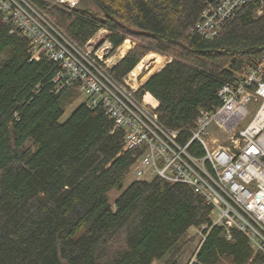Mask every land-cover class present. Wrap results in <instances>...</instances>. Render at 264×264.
<instances>
[{"label": "trees", "instance_id": "16d2710c", "mask_svg": "<svg viewBox=\"0 0 264 264\" xmlns=\"http://www.w3.org/2000/svg\"><path fill=\"white\" fill-rule=\"evenodd\" d=\"M90 1L97 13L55 7L48 16L80 47L102 28L115 49L137 42L110 70L119 82L150 53L170 58L137 96L158 101L161 124L183 145L200 113L222 104L223 87L264 55V15L250 6L206 39L192 31L206 0ZM12 30L0 14V264H181L188 232L211 226L213 208L188 185L159 177L126 187L142 153L123 152L125 132L103 107L84 102L62 123L77 85L58 90L59 65L31 60L29 40ZM199 144L188 150L202 157ZM113 190L121 192L114 208ZM205 234L190 264H264L243 233L227 240L216 226Z\"/></svg>", "mask_w": 264, "mask_h": 264}, {"label": "built area", "instance_id": "2783aa9c", "mask_svg": "<svg viewBox=\"0 0 264 264\" xmlns=\"http://www.w3.org/2000/svg\"><path fill=\"white\" fill-rule=\"evenodd\" d=\"M39 1L46 9L37 0H0V14L12 24L11 33L21 32L29 40L31 60L46 59L59 65L54 79L58 90L77 85L90 108L103 107L114 130L125 132L123 152L142 153L133 167L136 180L159 177L188 185L213 208L211 228L222 227L228 240L233 230L243 233L252 250L264 255V55L223 87L219 93L222 104L198 117L191 138L183 145L179 131L161 124L158 101L153 97L148 101L149 93L138 98L139 88L134 84L139 75L133 79L129 75L123 82L111 75L110 70L122 59L121 48L115 49L108 29H100L80 47L49 18L50 9L73 11L82 0ZM245 6L264 14V0H206L201 20L192 31L214 39ZM250 101L258 106L257 111L234 134L250 115ZM213 127L233 134L227 146L210 145ZM195 141L204 148V156L189 152Z\"/></svg>", "mask_w": 264, "mask_h": 264}, {"label": "rangeland", "instance_id": "374dc122", "mask_svg": "<svg viewBox=\"0 0 264 264\" xmlns=\"http://www.w3.org/2000/svg\"><path fill=\"white\" fill-rule=\"evenodd\" d=\"M78 8H90L93 12H95V13L98 12L97 9L92 5L90 0H82ZM128 41H129L130 48L128 49L127 54L137 44V42L133 41L132 39H127L125 41V43L128 42ZM123 45L124 44H122V46ZM122 46H120V48ZM150 54H154V55H152L153 61L150 60V61L142 64L141 62L145 59L144 58L140 62L141 64L139 65V68H136L133 71L134 73L132 74V77H131L132 79L135 76H138L140 74V71L149 64L147 66L148 68L144 69L142 71V73L138 76L136 84L134 85V88H139L140 89L141 86L144 84V82L150 76H152V75H154L156 73H159L169 63V59L170 58H168L166 56H161V55L156 54V53H150ZM119 58L120 59L123 58L121 56V54H120ZM120 59H118L117 61H119ZM2 60L3 59H1L0 62ZM129 75H131V73ZM128 76H127V80H129ZM85 100H86V98L79 93L77 101L74 104L68 106V108L66 110V113L64 114V116L61 119V122L62 123L66 122L69 119V117L71 116V114L73 113V111L79 105L83 104L85 102ZM257 108H258V106L253 101L249 102L250 115H249L248 119L242 125L239 126V128L237 129V131L234 134H237L240 130L243 129V127H245L253 119V117H254V115H255V113L257 111ZM231 136H233V134H226L225 132H222V131L218 130L216 127H213L211 129L210 145L212 147L213 146H217V145L227 146L230 143ZM211 140H216V142L212 143ZM135 180H136V177H135V174H134V172L132 170L130 175L127 177V179L125 181L126 187L129 186V184H131V182H133ZM149 180L151 181V179H149ZM120 195H121V192H119L117 190H113V191L110 192V194H109L110 203L113 205V208L115 207L114 204H115L116 200L120 197ZM186 239L192 240V243H191L190 248H189V250H188V252L186 254L185 259L183 260V262L181 264H190L191 262H193L195 260V254L198 251L200 245L202 244V242L204 240V235H203V232L201 231V228H194V229L192 228L188 232V234L186 236ZM168 260H169V258H167L165 261H161V262L156 261V262H154V264H168Z\"/></svg>", "mask_w": 264, "mask_h": 264}, {"label": "bare ground", "instance_id": "6f19581e", "mask_svg": "<svg viewBox=\"0 0 264 264\" xmlns=\"http://www.w3.org/2000/svg\"><path fill=\"white\" fill-rule=\"evenodd\" d=\"M203 12H204V9H203V11H202V13H201V16H202V14H203ZM254 13H255V15L256 16H258V17H261V16H263L264 14H262V15H258L256 12H255V10H254ZM193 30V29H192ZM130 48V45H129V41L128 42H126V43H124V45L121 47V51H120V54H121V56L122 57H125V55L127 54V51H128V49ZM153 59V57H152V54L151 55H147L146 57H145V59L143 60V62H142V64H144V63H146V62H148V61H150V60H152ZM171 61V59H169V62ZM51 62V61H50ZM57 65V64H56ZM58 66V65H57ZM132 73V72H131ZM140 75V74H139ZM135 77H137V76H135ZM136 84V83H135ZM134 84V85H135ZM221 99V98H220ZM147 100L148 101H150L151 100V97H150V94H149V96L147 97ZM214 111V110H213ZM212 112V111H211ZM202 113H207V112H201L200 113V115L202 114ZM198 143V142H197ZM192 145V144H191ZM190 145V146H191ZM200 146H201V144H199ZM202 147V146H201ZM202 149H203V147H202ZM204 151V150H203ZM182 184V183H181ZM214 228V227H213ZM213 228H211V226H203L202 228H201V231L203 232V235H204V242H205V238H206V236H207V234H205V232H209L210 230H212ZM194 229V228H193ZM240 233V232H239ZM225 235H226V232H225ZM225 237V236H224ZM226 238H227V235H226ZM228 240V239H227ZM194 263V262H193Z\"/></svg>", "mask_w": 264, "mask_h": 264}, {"label": "crops", "instance_id": "0c3cea01", "mask_svg": "<svg viewBox=\"0 0 264 264\" xmlns=\"http://www.w3.org/2000/svg\"><path fill=\"white\" fill-rule=\"evenodd\" d=\"M149 55H151V54H149ZM152 55H154V54H152ZM152 61H153V59H152ZM149 65V64H148ZM147 65V66H148ZM147 66L146 67H144L142 70H141V72H140V74L142 73V71L144 70V69H146L147 68ZM150 97H152L151 95H150ZM155 99V98H154ZM156 100V99H155ZM126 186V185H125Z\"/></svg>", "mask_w": 264, "mask_h": 264}]
</instances>
